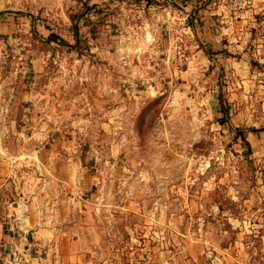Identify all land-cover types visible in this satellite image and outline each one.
I'll return each mask as SVG.
<instances>
[{"label":"rangeland","instance_id":"obj_1","mask_svg":"<svg viewBox=\"0 0 264 264\" xmlns=\"http://www.w3.org/2000/svg\"><path fill=\"white\" fill-rule=\"evenodd\" d=\"M0 128L81 166L94 264H264V0H0Z\"/></svg>","mask_w":264,"mask_h":264},{"label":"crops","instance_id":"obj_2","mask_svg":"<svg viewBox=\"0 0 264 264\" xmlns=\"http://www.w3.org/2000/svg\"><path fill=\"white\" fill-rule=\"evenodd\" d=\"M21 136L22 146L8 144V138ZM28 141L32 135L0 128V250L7 252L0 264H12L23 250L26 256L31 246L45 252L41 264H94L98 249L104 250L103 237L91 222L87 198L76 193L81 166L72 163L67 180L59 173L50 179L46 173L64 165L50 170L42 150L33 154ZM100 262L114 264L109 256Z\"/></svg>","mask_w":264,"mask_h":264},{"label":"built area","instance_id":"obj_3","mask_svg":"<svg viewBox=\"0 0 264 264\" xmlns=\"http://www.w3.org/2000/svg\"><path fill=\"white\" fill-rule=\"evenodd\" d=\"M2 254L0 252V258H1ZM142 264H153V263H150V262H147V263H142Z\"/></svg>","mask_w":264,"mask_h":264}]
</instances>
